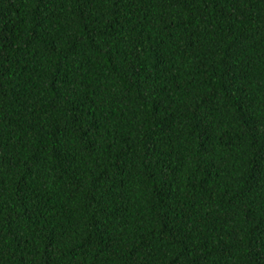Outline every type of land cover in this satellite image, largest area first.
<instances>
[{"label": "trees", "instance_id": "obj_1", "mask_svg": "<svg viewBox=\"0 0 264 264\" xmlns=\"http://www.w3.org/2000/svg\"><path fill=\"white\" fill-rule=\"evenodd\" d=\"M0 264H264V0H0Z\"/></svg>", "mask_w": 264, "mask_h": 264}]
</instances>
